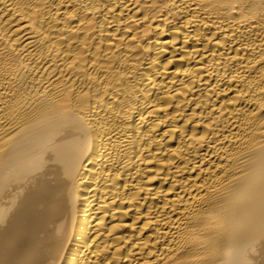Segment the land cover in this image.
<instances>
[{
	"label": "bare ground",
	"instance_id": "1",
	"mask_svg": "<svg viewBox=\"0 0 264 264\" xmlns=\"http://www.w3.org/2000/svg\"><path fill=\"white\" fill-rule=\"evenodd\" d=\"M0 264H264V0H0Z\"/></svg>",
	"mask_w": 264,
	"mask_h": 264
}]
</instances>
